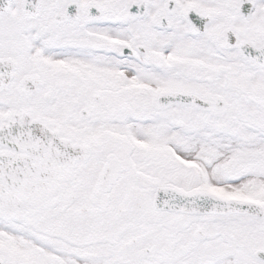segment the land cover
<instances>
[{"label": "snow or ice", "instance_id": "6c2138e0", "mask_svg": "<svg viewBox=\"0 0 264 264\" xmlns=\"http://www.w3.org/2000/svg\"><path fill=\"white\" fill-rule=\"evenodd\" d=\"M0 264H264V0H0Z\"/></svg>", "mask_w": 264, "mask_h": 264}]
</instances>
